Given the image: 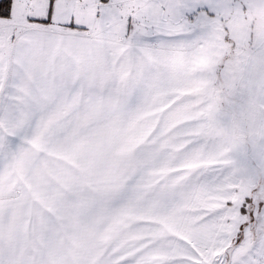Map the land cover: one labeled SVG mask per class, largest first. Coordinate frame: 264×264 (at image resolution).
<instances>
[{
	"label": "snow or ice",
	"instance_id": "1",
	"mask_svg": "<svg viewBox=\"0 0 264 264\" xmlns=\"http://www.w3.org/2000/svg\"><path fill=\"white\" fill-rule=\"evenodd\" d=\"M0 264H264V0H0Z\"/></svg>",
	"mask_w": 264,
	"mask_h": 264
}]
</instances>
